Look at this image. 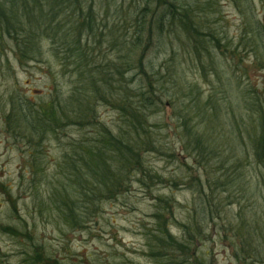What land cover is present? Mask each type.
I'll list each match as a JSON object with an SVG mask.
<instances>
[{
  "label": "rangeland",
  "instance_id": "374dc122",
  "mask_svg": "<svg viewBox=\"0 0 264 264\" xmlns=\"http://www.w3.org/2000/svg\"><path fill=\"white\" fill-rule=\"evenodd\" d=\"M216 9L213 25L237 43L242 15L230 0H217ZM258 10L264 13L260 4ZM238 44L242 49L240 40ZM244 49L240 63H227L218 54V67L207 80L178 50L177 71L184 72V80L175 88L167 83L158 92L163 101L149 113V135L158 150L142 151L143 168L134 165L120 174L119 190L98 200L95 209L88 207L82 215L85 222L78 226L63 219L53 196L62 180L58 163L67 148L48 138L35 150L23 135L10 133L5 122L11 98L36 103L56 90L67 93L68 76L48 53L40 61L20 63L9 48L0 47V264H162L165 257H152L150 242L157 207L162 205L158 200L164 198L169 206L160 209L158 217L165 219L172 235L185 240L180 258L175 254L178 264H247L242 257L255 246L264 254L258 244L264 243V170L252 150L260 127L258 113L248 111V99L256 91L264 113V69ZM154 54L161 64L166 53L152 49ZM210 99L215 108L207 106ZM94 110L99 129L93 124L70 127L63 141L99 137L102 126L114 134L125 129L113 106L96 101ZM185 122L198 125L224 155L232 150L239 161L237 172L228 171L233 167L229 162L226 171L231 176L224 178L216 164L196 158L184 133ZM34 152L39 165L31 158ZM212 175L233 186L211 190L207 182Z\"/></svg>",
  "mask_w": 264,
  "mask_h": 264
},
{
  "label": "trees",
  "instance_id": "16d2710c",
  "mask_svg": "<svg viewBox=\"0 0 264 264\" xmlns=\"http://www.w3.org/2000/svg\"><path fill=\"white\" fill-rule=\"evenodd\" d=\"M230 2L242 15V49L239 40L232 44L213 25L217 0H0L2 51L9 48L20 63L40 61L48 53L68 76L67 93L56 90L48 100L36 103L13 97L12 109L5 117L7 130L33 142L31 148L41 149L48 138L67 148L58 163L62 180L53 196L68 224L80 226L86 219L84 213L91 209L88 207L95 209L98 200L113 197L121 186L120 174L134 165L143 168L142 151L158 150L149 135V113L163 101L158 92L167 83L175 88L184 80V72L177 71L178 50L206 80L217 69L220 58L232 64L244 61V48L250 50L247 55L253 53V62L264 69V13L258 10L260 4L264 11V0ZM105 45L108 49L103 50ZM152 49L166 53L161 64H156L158 55H150ZM109 53L115 57H109ZM250 97L248 111L258 113L260 127L252 139V150L264 170L263 107L256 91ZM96 101L117 109L125 129L114 134L102 126L99 137L63 141V134L70 127L93 124L99 129L93 121ZM210 104H214L211 99L207 106ZM184 133L196 158L216 164L224 178L231 176L228 171L237 172L239 161L232 150L224 155L198 125L188 126L185 122ZM31 158L40 164L37 152ZM229 162L233 167L226 171ZM212 176L207 182L211 190L223 191L233 186ZM158 201L162 205L157 207L151 256H164L166 261L162 259V264H178L176 259L186 247L185 240L172 235L165 219L158 217L160 209L169 206L167 198ZM256 226L261 233L262 227ZM10 232L16 234L13 228ZM185 234L189 235V231ZM242 258L247 264L264 263V254L257 246Z\"/></svg>",
  "mask_w": 264,
  "mask_h": 264
}]
</instances>
